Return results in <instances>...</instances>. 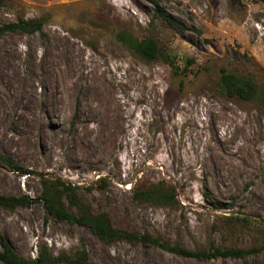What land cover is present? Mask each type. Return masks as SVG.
Segmentation results:
<instances>
[{"label": "rangeland", "instance_id": "obj_1", "mask_svg": "<svg viewBox=\"0 0 264 264\" xmlns=\"http://www.w3.org/2000/svg\"><path fill=\"white\" fill-rule=\"evenodd\" d=\"M154 1L183 28L147 0H1L0 27L41 28L0 35V74L13 76L0 90V152L30 171L0 166V194L37 199L40 177L58 179L115 227L190 250L257 252L197 260L107 244L35 201L0 209V234L20 256L45 246L84 249L88 264H264V0ZM121 30L151 36L180 69L192 60L188 70L144 61L117 40ZM221 69L252 79L257 97H225ZM161 181L172 205L133 199L134 188Z\"/></svg>", "mask_w": 264, "mask_h": 264}, {"label": "trees", "instance_id": "obj_2", "mask_svg": "<svg viewBox=\"0 0 264 264\" xmlns=\"http://www.w3.org/2000/svg\"><path fill=\"white\" fill-rule=\"evenodd\" d=\"M154 4L160 16L170 24L183 28V26L169 15H166L154 0H147ZM1 4V0H0ZM41 28L40 20H19L0 27V35L5 32L33 33ZM117 40L132 53L144 61L162 60L175 71L186 72L192 60L186 59L180 69L176 57L163 52L156 40L151 36L143 39L133 37L127 31L121 30L116 34ZM191 61V62H190ZM219 87L227 98H238L244 101L255 99L259 93L258 85L249 78H245L221 69ZM0 166L7 167L11 171H19L21 175L30 171L20 167L8 156L0 152ZM42 190L37 199L28 195L9 196L0 194V209L12 210L16 207H26L35 201H40L48 218L65 221L72 225L87 227L100 241L111 243L115 241L136 242L143 245H152L164 251L191 257L197 260H209L215 258L243 257L257 252L256 248H214L208 251L190 250L176 244H169L159 236L136 231H127L115 227L105 212H92L88 205L80 201L78 187L65 184L58 179H46L40 177ZM133 199L138 202L151 205L169 206L175 202V192L165 182H156L144 187L132 190ZM264 249V248H263ZM0 262L3 264H88V255L81 249L73 256L65 253L53 254L47 247H42L36 257L20 256L0 234Z\"/></svg>", "mask_w": 264, "mask_h": 264}, {"label": "bare ground", "instance_id": "obj_3", "mask_svg": "<svg viewBox=\"0 0 264 264\" xmlns=\"http://www.w3.org/2000/svg\"><path fill=\"white\" fill-rule=\"evenodd\" d=\"M7 68L10 69V70H13L15 69V67L12 65V64H7ZM13 78L12 75H8L6 73H2L0 74V90H4V85L7 84V82ZM8 94L9 96L11 97V99L14 101L15 99V93H14V90L13 89H10L8 90ZM23 135H26L24 136L23 138H26L27 140L29 139L28 136H27V133L25 132ZM30 147V145H27Z\"/></svg>", "mask_w": 264, "mask_h": 264}]
</instances>
